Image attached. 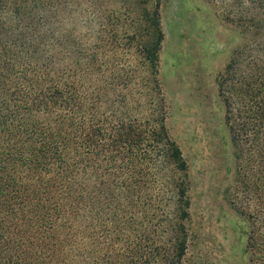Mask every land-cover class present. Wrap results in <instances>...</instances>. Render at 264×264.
<instances>
[{"label": "trees", "instance_id": "trees-1", "mask_svg": "<svg viewBox=\"0 0 264 264\" xmlns=\"http://www.w3.org/2000/svg\"><path fill=\"white\" fill-rule=\"evenodd\" d=\"M57 3L0 0V264H71L78 226L102 229L138 264H183L189 164L163 113L134 117L139 89L99 80L84 57L58 61ZM252 3L241 26L264 32V0ZM158 15L157 7L147 13L142 46L148 98L160 94ZM218 94L239 162L231 203L257 227L251 249L264 262V35L235 51Z\"/></svg>", "mask_w": 264, "mask_h": 264}, {"label": "rangeland", "instance_id": "rangeland-1", "mask_svg": "<svg viewBox=\"0 0 264 264\" xmlns=\"http://www.w3.org/2000/svg\"><path fill=\"white\" fill-rule=\"evenodd\" d=\"M252 1L262 0L57 3L53 27L58 61L70 66L84 57L99 69V80L139 89L132 92V114L146 119L163 113L169 134L189 164V245L183 264L264 263L259 255L253 259L251 249V232L257 227L231 203L239 162L218 94V80L235 51L263 38V31L241 26V14ZM156 7L163 40L152 76L160 94L155 89L148 98L152 77L146 88L144 68L150 65L142 46L151 37L147 13ZM122 69L127 75L113 77ZM133 70L137 73L129 79ZM67 248L71 264H138L102 229L73 227Z\"/></svg>", "mask_w": 264, "mask_h": 264}]
</instances>
